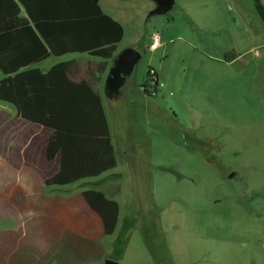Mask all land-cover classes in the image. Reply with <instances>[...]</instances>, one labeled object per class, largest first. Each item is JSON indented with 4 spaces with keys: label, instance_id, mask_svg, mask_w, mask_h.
<instances>
[{
    "label": "rangeland",
    "instance_id": "374dc122",
    "mask_svg": "<svg viewBox=\"0 0 264 264\" xmlns=\"http://www.w3.org/2000/svg\"><path fill=\"white\" fill-rule=\"evenodd\" d=\"M116 1L124 44L137 37L141 54L110 104L118 166L105 185L124 226L118 263L264 264V25L253 0H175L150 18L151 0ZM155 32L164 36L151 51ZM229 51L243 54L214 62ZM164 58L181 69L190 62V132L164 117L169 97L138 88L147 63ZM9 222L0 211V229Z\"/></svg>",
    "mask_w": 264,
    "mask_h": 264
},
{
    "label": "crops",
    "instance_id": "0c3cea01",
    "mask_svg": "<svg viewBox=\"0 0 264 264\" xmlns=\"http://www.w3.org/2000/svg\"><path fill=\"white\" fill-rule=\"evenodd\" d=\"M98 1L103 13L123 28L122 39L112 58L104 60L86 53H69L61 57L50 55L22 70L38 69L45 74L56 64L72 63L70 79L76 83L81 80L89 82L100 96L116 167L99 176L84 177L67 185L46 186V180L60 171L59 154L51 161L47 159L48 141L52 130L20 118L14 106L0 102V211L10 221L9 227L0 229V264H104L109 259L108 256L119 264L122 258L123 252L119 256L116 254V244L120 241L119 236L124 229L120 223L119 204L116 229L112 235L106 236L99 215L89 207L82 193L86 190H98L107 199L114 200V192L105 185L109 177L114 176L113 171L118 166V144H115L110 124V104L121 98L125 90L123 86L120 88V95L116 96L108 91L106 82L118 55L128 47L135 48L138 38L131 44H124V19L110 8V3L117 1ZM259 2L264 7V0ZM253 3L255 10V0ZM153 7L154 4L147 5L145 12ZM159 36L162 39L164 35L161 33ZM170 41L172 39L163 41L162 48L168 46ZM260 47L264 45H258L256 50ZM242 54L235 53L237 58L234 61L236 62ZM185 55L190 56V47ZM167 60L168 58H164L156 61L154 69L149 61L146 73L148 69H153L164 85V89L155 98L163 95L169 97L167 102L162 98L164 107L168 105L172 111L169 116L164 117L179 124L185 132H190V62L184 63L182 70L175 64L174 67L167 65ZM234 61L230 64L235 63ZM214 62L226 63L223 58ZM101 63H106V68L102 74H98ZM3 77L0 72V80ZM144 81H141L140 85H143ZM142 85L138 88L142 89ZM173 92L176 95L174 99H170ZM179 109L186 111V122L180 120L177 113Z\"/></svg>",
    "mask_w": 264,
    "mask_h": 264
},
{
    "label": "trees",
    "instance_id": "16d2710c",
    "mask_svg": "<svg viewBox=\"0 0 264 264\" xmlns=\"http://www.w3.org/2000/svg\"><path fill=\"white\" fill-rule=\"evenodd\" d=\"M255 11L264 25L259 0ZM122 36V26L103 13L98 0H0V102L14 106L20 118L52 130L47 159L59 154L60 171L46 186L99 176L115 168L116 159L100 96L89 82L70 79L71 62L56 64L45 74L22 69L50 55L86 53L107 60ZM236 58L228 52L223 62ZM105 68L101 63L98 74ZM82 194L99 215L105 235H112L118 203L98 190ZM124 246L117 242V256Z\"/></svg>",
    "mask_w": 264,
    "mask_h": 264
},
{
    "label": "water",
    "instance_id": "95a60500",
    "mask_svg": "<svg viewBox=\"0 0 264 264\" xmlns=\"http://www.w3.org/2000/svg\"><path fill=\"white\" fill-rule=\"evenodd\" d=\"M151 1L154 3V8L149 11L147 18L166 15L172 10L175 4V0ZM140 58L141 54L133 48H126L118 55L106 82V87L110 93L116 96L120 95V88L124 86L126 79L132 75ZM104 264H117V262L114 260H106Z\"/></svg>",
    "mask_w": 264,
    "mask_h": 264
},
{
    "label": "built area",
    "instance_id": "2783aa9c",
    "mask_svg": "<svg viewBox=\"0 0 264 264\" xmlns=\"http://www.w3.org/2000/svg\"><path fill=\"white\" fill-rule=\"evenodd\" d=\"M160 46L159 33H153L151 37V43L149 50L154 51ZM164 89L163 83L159 80L157 73L153 69H148L146 73L145 81L142 85L143 93L148 96L155 98Z\"/></svg>",
    "mask_w": 264,
    "mask_h": 264
}]
</instances>
